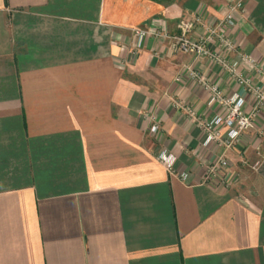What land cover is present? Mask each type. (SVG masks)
I'll return each mask as SVG.
<instances>
[{"label": "crops", "instance_id": "0c3cea01", "mask_svg": "<svg viewBox=\"0 0 264 264\" xmlns=\"http://www.w3.org/2000/svg\"><path fill=\"white\" fill-rule=\"evenodd\" d=\"M227 12V0H0V264H264V111L232 149L206 146L176 102L207 120L225 110L175 80L183 66L247 110L253 98L207 58L134 33L177 35L185 19L198 37ZM233 22L228 60L264 85L240 58L264 69V0ZM219 157L228 189L206 180Z\"/></svg>", "mask_w": 264, "mask_h": 264}, {"label": "built area", "instance_id": "2783aa9c", "mask_svg": "<svg viewBox=\"0 0 264 264\" xmlns=\"http://www.w3.org/2000/svg\"><path fill=\"white\" fill-rule=\"evenodd\" d=\"M227 1L228 12L224 22L221 25L207 28L206 33L198 37L192 36L194 23L185 19L180 22V33L177 35L170 34L166 29L161 31L136 29L134 33L140 40L155 38L161 42L168 41L175 53L191 54L196 58H207L214 65L225 70L231 81L244 88L246 94L253 98L254 104L250 110H247L246 95L237 92L226 95L210 77L196 69L194 64L184 65L175 78L177 82L187 80L198 82L209 92L212 102L225 110L224 116L217 115L212 120H207L190 106L180 101L176 102V107L183 110L189 120L202 131L206 146H224L227 149H232L245 134L255 128L258 116L264 111V85L243 72H239L237 64H231L228 60L231 54L237 52V47L230 34L223 27L234 25V13L245 12L246 0ZM240 58L241 62L253 66L259 73L264 72V69L257 66L255 60L248 54L242 52ZM144 119L152 124L150 129L152 133H157L160 130L154 114L147 112L144 114ZM224 130L228 131L226 135L223 133ZM159 160L169 172L175 170L176 158L172 154L164 151L159 155ZM258 165L259 163L255 167ZM227 169V158L219 157L208 165L206 180L214 181L227 189L230 188V181L226 177ZM181 177L185 180L188 178V174H182Z\"/></svg>", "mask_w": 264, "mask_h": 264}]
</instances>
